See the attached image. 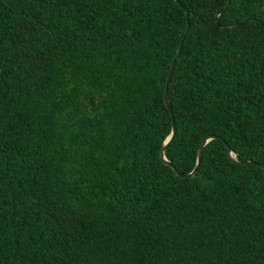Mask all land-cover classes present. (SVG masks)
<instances>
[{"label":"trees","instance_id":"16d2710c","mask_svg":"<svg viewBox=\"0 0 264 264\" xmlns=\"http://www.w3.org/2000/svg\"><path fill=\"white\" fill-rule=\"evenodd\" d=\"M226 145L264 163V0H0V264H264Z\"/></svg>","mask_w":264,"mask_h":264},{"label":"water","instance_id":"95a60500","mask_svg":"<svg viewBox=\"0 0 264 264\" xmlns=\"http://www.w3.org/2000/svg\"><path fill=\"white\" fill-rule=\"evenodd\" d=\"M184 12L186 13V11H184ZM187 26H188V25H187V23H186V27H187ZM180 45H181V41L177 44V46H176L175 49H174V54H173L172 59H171V61H170L169 68H168V72H167V75H166V78H165V85L168 84L169 77H170V74H171V72H172V69H173V66H174V61H175V58H176L177 53H178V51H179ZM163 102H164V104H165L167 110L169 111V114H171V111H170V105H169V103H168L166 90H164V93H163ZM170 126H171V131H170L169 135L165 138V140H164V142H163V146H162V148H161V150H160V158H161V160H162L164 163L170 165V166L174 169V171L176 172V174H178L179 176H181V177H189V176H192V175L196 172V169L198 168V166H199V164H200L202 148L204 147V145H205L210 139L216 138L217 136H216V135H211V134H210V135L206 136V137L202 140V142H201V144H200V146L198 147V150H197L196 164H195L194 168H193L189 173L181 174V173H179V172H178V171L172 166L171 162H169V161L166 159L165 154H164L165 148H166V147L168 146V144L171 142V140H172V138L174 137L175 132H176L175 125H173V122H172V118H171V125H170ZM226 147H227L228 154H229V156H230L232 159H234V160H236V161H238V162H241V163L255 164V165H257V166H259V167H261V168L264 169V163L252 162V161H250V160L241 161L240 158L238 157V155L235 154V153L230 149L229 146L226 145Z\"/></svg>","mask_w":264,"mask_h":264}]
</instances>
